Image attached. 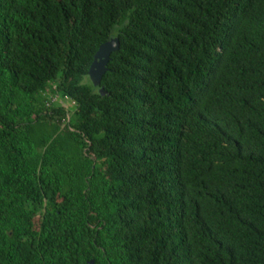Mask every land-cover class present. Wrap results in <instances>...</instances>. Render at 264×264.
<instances>
[{
    "label": "trees",
    "instance_id": "1",
    "mask_svg": "<svg viewBox=\"0 0 264 264\" xmlns=\"http://www.w3.org/2000/svg\"><path fill=\"white\" fill-rule=\"evenodd\" d=\"M91 261L264 264V0H0V264Z\"/></svg>",
    "mask_w": 264,
    "mask_h": 264
},
{
    "label": "water",
    "instance_id": "2",
    "mask_svg": "<svg viewBox=\"0 0 264 264\" xmlns=\"http://www.w3.org/2000/svg\"><path fill=\"white\" fill-rule=\"evenodd\" d=\"M120 49V39L114 38L111 41L103 44L100 50L97 51L88 73L89 79L91 80L94 87H101L103 76L108 70L107 65L112 55L120 51ZM100 93L102 95H106L103 88H100ZM90 264H94V261H91Z\"/></svg>",
    "mask_w": 264,
    "mask_h": 264
},
{
    "label": "built area",
    "instance_id": "3",
    "mask_svg": "<svg viewBox=\"0 0 264 264\" xmlns=\"http://www.w3.org/2000/svg\"><path fill=\"white\" fill-rule=\"evenodd\" d=\"M57 100V97H55L54 98V101H56ZM63 102V101H62ZM67 103H69V102H67ZM63 104V103H62ZM64 106V105H63ZM71 106H74V103H70V105L69 106H64V107H66V108H70Z\"/></svg>",
    "mask_w": 264,
    "mask_h": 264
},
{
    "label": "rangeland",
    "instance_id": "4",
    "mask_svg": "<svg viewBox=\"0 0 264 264\" xmlns=\"http://www.w3.org/2000/svg\"><path fill=\"white\" fill-rule=\"evenodd\" d=\"M88 78H89V77H88ZM88 78L86 79L87 81L90 80V79H88ZM90 81H91V80H90ZM62 103H63L64 106H69V105H70V103H67L66 101H63Z\"/></svg>",
    "mask_w": 264,
    "mask_h": 264
}]
</instances>
